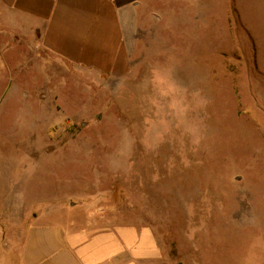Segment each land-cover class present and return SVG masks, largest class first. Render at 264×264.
Segmentation results:
<instances>
[{
	"label": "rangeland",
	"instance_id": "1",
	"mask_svg": "<svg viewBox=\"0 0 264 264\" xmlns=\"http://www.w3.org/2000/svg\"><path fill=\"white\" fill-rule=\"evenodd\" d=\"M8 19L0 4L2 229L95 214L187 264H264V0H142L134 63L109 76L23 64Z\"/></svg>",
	"mask_w": 264,
	"mask_h": 264
},
{
	"label": "crops",
	"instance_id": "2",
	"mask_svg": "<svg viewBox=\"0 0 264 264\" xmlns=\"http://www.w3.org/2000/svg\"><path fill=\"white\" fill-rule=\"evenodd\" d=\"M141 1L0 0V4L10 17L12 41L19 38L29 53L23 64L40 59L72 74L109 76L126 73L134 63L129 42L135 40ZM261 70L264 75V60ZM54 72L45 79L54 81L50 76ZM57 213L29 212L18 231L0 226V264H187L172 258L153 227L101 223L95 214L78 223Z\"/></svg>",
	"mask_w": 264,
	"mask_h": 264
},
{
	"label": "bare ground",
	"instance_id": "3",
	"mask_svg": "<svg viewBox=\"0 0 264 264\" xmlns=\"http://www.w3.org/2000/svg\"><path fill=\"white\" fill-rule=\"evenodd\" d=\"M163 78V77H162ZM162 80V79H161ZM169 80V79H168ZM165 81H167V80H165ZM161 82V81H160ZM165 84V83H164ZM160 85H162V84H160ZM164 86V85H163ZM176 94V93H175ZM181 97V96H180ZM191 98V97H190ZM163 101V100H162ZM171 102V101H170ZM197 102V101H196ZM172 104V103H171ZM188 104V103H187ZM160 115V114H159ZM178 116V115H177ZM182 118V117H181ZM179 120V119H178ZM181 123V122H180ZM184 126V125H183ZM155 128V127H154ZM162 129H163V127H161ZM157 130V129H156ZM165 130V129H164ZM158 132V131H157ZM161 132H163V130H161ZM167 133V132H166ZM150 134V133H149ZM151 135V134H150ZM148 136V138H150L151 136ZM159 135V134H158ZM165 135V134H164ZM158 137V136H157ZM152 138V137H151ZM156 138V137H155ZM160 138V137H159ZM166 138V137H165ZM169 138V137H168ZM171 138V137H170ZM160 139H162V138H160ZM155 141V140H154ZM163 141V140H162ZM169 141V140H168ZM173 141V140H172ZM176 141V137H175V140L173 141V142H175ZM157 144V143H156ZM166 144V143H165ZM201 199V201H202V198H200ZM201 205V204H200Z\"/></svg>",
	"mask_w": 264,
	"mask_h": 264
}]
</instances>
